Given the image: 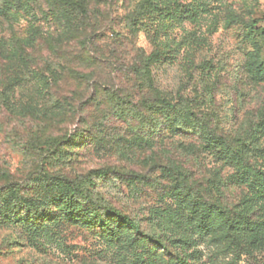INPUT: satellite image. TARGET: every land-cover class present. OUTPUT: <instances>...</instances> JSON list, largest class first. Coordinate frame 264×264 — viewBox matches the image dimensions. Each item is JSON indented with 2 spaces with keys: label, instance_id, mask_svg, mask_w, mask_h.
<instances>
[{
  "label": "rangeland",
  "instance_id": "374dc122",
  "mask_svg": "<svg viewBox=\"0 0 264 264\" xmlns=\"http://www.w3.org/2000/svg\"><path fill=\"white\" fill-rule=\"evenodd\" d=\"M62 1L0 0V264H264V0Z\"/></svg>",
  "mask_w": 264,
  "mask_h": 264
},
{
  "label": "trees",
  "instance_id": "16d2710c",
  "mask_svg": "<svg viewBox=\"0 0 264 264\" xmlns=\"http://www.w3.org/2000/svg\"><path fill=\"white\" fill-rule=\"evenodd\" d=\"M59 3H65V4H73L72 1H62V0H56ZM77 7V9H81L82 10V6L80 4L75 5ZM98 176H102L104 175L103 172H98L96 173ZM264 198V197H263ZM214 213H218L219 217L221 219H224L227 223H231V217L230 214L227 213L226 211L220 210L218 211L217 209H213V208H208V210H202L199 212V214L202 216L203 220H207L211 217L212 214ZM118 218V222L120 225L122 226H127L131 229H133L136 233L139 232V228L138 226L131 221L130 219H128L127 217H122L120 215H115ZM107 224V223H106ZM232 224V223H231ZM209 228V226H207ZM150 240H152L154 243L156 244H160L159 241H156L155 239H153L152 237H150Z\"/></svg>",
  "mask_w": 264,
  "mask_h": 264
}]
</instances>
